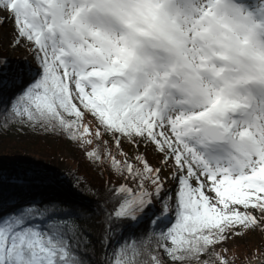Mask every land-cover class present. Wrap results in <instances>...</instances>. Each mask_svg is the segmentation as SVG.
Wrapping results in <instances>:
<instances>
[{"label": "snow or ice", "instance_id": "snow-or-ice-1", "mask_svg": "<svg viewBox=\"0 0 264 264\" xmlns=\"http://www.w3.org/2000/svg\"><path fill=\"white\" fill-rule=\"evenodd\" d=\"M12 129L103 184L0 157V264H231L221 244L264 234V0H0Z\"/></svg>", "mask_w": 264, "mask_h": 264}, {"label": "rangeland", "instance_id": "rangeland-1", "mask_svg": "<svg viewBox=\"0 0 264 264\" xmlns=\"http://www.w3.org/2000/svg\"><path fill=\"white\" fill-rule=\"evenodd\" d=\"M5 55L12 59L23 58L25 53L23 49H17L16 51H11L5 46ZM31 59V57H29ZM93 131H95V126L90 125ZM27 133V130H24ZM8 138L5 143L0 146V157H28L32 160L43 161L50 158V154L45 152L43 145L41 143L34 142L36 139L43 141L46 145L54 148L56 152V169L64 171L66 174H70L76 167L81 174L89 177V174L85 168L84 162L79 161V151L80 147L74 146L71 142L67 140H56L53 141L52 138H47V142L40 139L39 137L30 135H21L16 132L15 129L11 130V134L6 136ZM107 139V137H106ZM95 146V144L90 145ZM109 147L112 145L109 143ZM125 150L131 152V149L126 145ZM144 151V149H141ZM148 159L151 163L155 164L158 157H154L149 150ZM94 225L92 226V228ZM227 249V251H225ZM218 251L222 256L227 259L232 258L238 260L236 264L243 263L252 258L264 256V234L257 232H248L246 235H238L235 237H230L226 244H221Z\"/></svg>", "mask_w": 264, "mask_h": 264}, {"label": "trees", "instance_id": "trees-1", "mask_svg": "<svg viewBox=\"0 0 264 264\" xmlns=\"http://www.w3.org/2000/svg\"><path fill=\"white\" fill-rule=\"evenodd\" d=\"M5 51V50H4ZM8 138H4V142L5 140L7 141ZM36 143H41L43 145V149L45 152L50 154V158H48L47 160H43L42 162L45 165H48L52 168L56 169V164H57V159H56V152L54 150V148L46 145L43 141L36 139L35 140ZM73 144V143H72ZM74 146L77 147V145L74 144ZM92 147L95 146H88V150H91ZM79 161L80 162H84L85 168L89 174V177H87L86 175H83L80 173V171H78L75 167V169L68 174L69 176H71L72 173H76V175H78L82 180H83V184L81 185V189L83 191L84 196L91 200V199H95L96 197L93 196L92 192L88 191L87 189L89 187H100L103 184V180L100 177L99 170L94 168L93 165L89 162V160L86 158L85 156V150L80 148L79 151ZM64 172V171H62ZM65 173V172H64ZM100 199L103 200V194H101ZM93 233V236L95 237L96 235H98V228H96V226L94 225L93 228L90 229ZM229 261H231V264H236L238 260H234L232 258H228Z\"/></svg>", "mask_w": 264, "mask_h": 264}, {"label": "water", "instance_id": "water-1", "mask_svg": "<svg viewBox=\"0 0 264 264\" xmlns=\"http://www.w3.org/2000/svg\"><path fill=\"white\" fill-rule=\"evenodd\" d=\"M261 262H264V256L252 258L250 260H247V261H245L243 263H239V264H261Z\"/></svg>", "mask_w": 264, "mask_h": 264}]
</instances>
